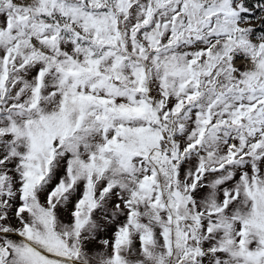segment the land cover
Returning a JSON list of instances; mask_svg holds the SVG:
<instances>
[{
    "label": "snow or ice",
    "instance_id": "snow-or-ice-1",
    "mask_svg": "<svg viewBox=\"0 0 264 264\" xmlns=\"http://www.w3.org/2000/svg\"><path fill=\"white\" fill-rule=\"evenodd\" d=\"M0 264H264V0H0Z\"/></svg>",
    "mask_w": 264,
    "mask_h": 264
}]
</instances>
